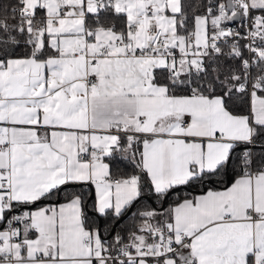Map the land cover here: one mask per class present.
<instances>
[{"label":"snow or ice","instance_id":"obj_1","mask_svg":"<svg viewBox=\"0 0 264 264\" xmlns=\"http://www.w3.org/2000/svg\"><path fill=\"white\" fill-rule=\"evenodd\" d=\"M0 264H264V0H0Z\"/></svg>","mask_w":264,"mask_h":264},{"label":"trees","instance_id":"obj_2","mask_svg":"<svg viewBox=\"0 0 264 264\" xmlns=\"http://www.w3.org/2000/svg\"><path fill=\"white\" fill-rule=\"evenodd\" d=\"M190 2H192V3H196L197 2V0H190ZM127 162H125V164H126ZM121 167H124V164H122L121 165ZM130 170V169H129ZM90 191H92V190H90ZM198 191H193L192 189H189V188H186V187H181V188H179L178 189V191L176 192V193H173L172 194V196L169 198L170 200H174V199H176L177 197H180V198H182V197H184V196H186V195H189V194H195V193H197ZM89 203H91V201H89ZM165 206H167V205H165ZM129 215H130V213H129ZM127 219H128V217L126 216L123 220H121L120 222H119V224H123V223H125L126 221H127Z\"/></svg>","mask_w":264,"mask_h":264},{"label":"crops","instance_id":"obj_3","mask_svg":"<svg viewBox=\"0 0 264 264\" xmlns=\"http://www.w3.org/2000/svg\"><path fill=\"white\" fill-rule=\"evenodd\" d=\"M93 191V194H94V190H92ZM195 194H199V192H197V193H195ZM195 194H193V195H195ZM46 203V202H45Z\"/></svg>","mask_w":264,"mask_h":264}]
</instances>
